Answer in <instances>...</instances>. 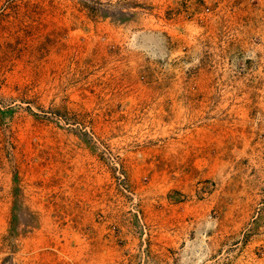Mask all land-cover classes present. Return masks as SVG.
I'll return each mask as SVG.
<instances>
[{
    "label": "rangeland",
    "instance_id": "obj_1",
    "mask_svg": "<svg viewBox=\"0 0 264 264\" xmlns=\"http://www.w3.org/2000/svg\"><path fill=\"white\" fill-rule=\"evenodd\" d=\"M0 264H264V0H0Z\"/></svg>",
    "mask_w": 264,
    "mask_h": 264
}]
</instances>
